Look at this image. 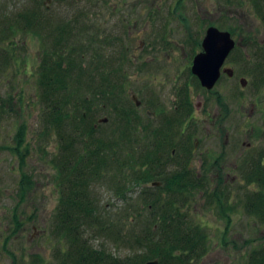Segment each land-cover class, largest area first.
<instances>
[{
	"label": "rangeland",
	"instance_id": "obj_1",
	"mask_svg": "<svg viewBox=\"0 0 264 264\" xmlns=\"http://www.w3.org/2000/svg\"><path fill=\"white\" fill-rule=\"evenodd\" d=\"M112 1L52 0L48 7L45 0H0V264L80 263L58 213L64 184L70 182L68 164L90 151L96 160L101 143L108 144L102 152L105 164L97 178H88L92 225L74 234H83L94 250L123 264L147 254V237H160L157 226L158 233H151L149 204L164 190L136 179L146 175L144 150L152 139L143 127V86L148 79L159 85L156 73L168 79L158 72L162 65L186 66V54L203 49L210 26L229 31L237 42L228 58L235 79L218 84L227 87L232 109L227 157L253 161L238 168L230 164L224 170L229 172L226 184L193 190L196 198L180 205L186 221L203 228L201 252L191 264H248L264 248V211L253 210L264 198V184L255 177L259 167L264 177V133L247 132L251 123L236 108L242 100L264 104V0H129L127 6ZM119 17L130 20L126 34L112 29ZM114 33L118 38L110 40ZM154 44L161 51L154 52ZM127 45L141 56L127 58L134 64L124 66L131 81L125 84L120 82L123 70H109L122 63ZM57 53L66 55L71 71L59 97L46 102L45 61ZM241 76L248 79L244 87ZM115 80L119 83L111 87ZM133 92L141 105L132 100ZM53 101L70 116L61 130L49 117ZM105 117L108 121L101 122ZM21 134L24 141L17 149ZM242 141L252 145L241 155ZM174 167L165 168L167 176ZM216 189L220 199L207 198ZM262 205L264 210V199Z\"/></svg>",
	"mask_w": 264,
	"mask_h": 264
},
{
	"label": "flooded vegetation",
	"instance_id": "obj_2",
	"mask_svg": "<svg viewBox=\"0 0 264 264\" xmlns=\"http://www.w3.org/2000/svg\"><path fill=\"white\" fill-rule=\"evenodd\" d=\"M98 1L101 2V0ZM145 1L146 0H140L141 3ZM109 2L113 1L107 0V3ZM135 2L138 3V0H135ZM123 3V5L127 6L129 0H123ZM115 4H118V2ZM136 23L137 21H135V24ZM128 24H130L128 17H119L118 23H114L112 29L126 34V31L129 29L127 26ZM115 35V33L110 35L109 39H117L118 37H115ZM126 38L125 40H127ZM154 46L155 44L152 47L155 50L154 52L161 51ZM236 46L237 42L234 49ZM129 48L130 46L127 45L124 49L126 53L120 54V58L122 59H119V61L121 62L122 60L123 65L121 63L117 68L112 67L109 70L110 72L112 71V73L116 72V70H123L124 74L121 75L122 79L120 82L125 84L131 82L127 77L129 74L125 72L127 69L124 68L126 62L129 61L130 64V60L127 58L134 56L132 58L137 59L141 56V53L138 54L136 51ZM162 51L165 50L163 49ZM202 51L203 49L186 54L190 56V58L185 61L187 65L178 64L177 69L175 68L176 64L172 68L164 67L162 65L163 61H161L160 66H162L159 67L158 72L161 70V72L164 71L163 76L168 77V79L164 78L162 80L158 73H151L152 75H158L159 85L161 83L163 84L161 87L158 84L155 85L158 80L155 83L150 82L148 79L149 76H147L148 83L143 86V93L145 94L143 127L146 138H152L149 148L144 150V159L147 164L146 180L144 182L148 185L154 186L153 182H157L159 184L158 186H163L171 175L173 178L175 176L187 175L183 180L191 183L195 182V184L198 185L220 186L226 184L229 180V172L225 173L224 170L228 168L230 164H234V166L238 168L241 163H251L253 161H245V159L242 158L230 162L224 147L228 143L230 132L229 120L232 109L230 108L231 103L226 97L228 93L227 87L223 86L219 88L218 84L222 83L224 80L231 81L235 79V69L229 64L228 60L232 51L222 64L220 77L216 84L213 85V88H207L202 85L201 80L192 70L195 56ZM151 55L154 54H150L147 57ZM148 60L149 58L145 59L146 62H142L141 64L148 63ZM134 62L136 64L138 63V61L135 60ZM133 64L134 63H132V65ZM139 68L140 65L137 69ZM183 69L187 71L185 70L184 72ZM241 79H246V83L243 84ZM112 82L115 83L111 87L119 83L118 80ZM239 82L241 86L244 87L248 83V79L241 76L239 77ZM123 85L121 84V86ZM235 85L237 86V82ZM163 89L165 91L161 97L159 92ZM241 90L242 89L239 90L238 88V92L236 93H241ZM131 96L137 106L143 103L137 93L133 92ZM236 109L240 117L251 123L247 132L249 131L252 135L264 133V104L262 101L242 100ZM100 121L107 122L108 118H101ZM243 132H245V130H243ZM242 144L245 148L241 147V152H239L241 155L246 152V148L252 145L251 142L248 141H242ZM218 147H220V149H218ZM260 159L264 161V153L261 154ZM169 165L175 166L174 169L176 167L177 169L167 172L169 174V176H167L165 168ZM233 176L236 177L237 175L235 174ZM217 190L218 189L212 191V193L208 195L206 194L207 198H213L215 200L220 199L221 195L216 192ZM184 195H182V197L185 198L187 202L183 203L182 207L192 199L190 193ZM162 196L166 197V194L163 193ZM201 196H205V194L203 193ZM193 198H196V195H194ZM179 206L181 207L180 204ZM181 212L184 213V211Z\"/></svg>",
	"mask_w": 264,
	"mask_h": 264
},
{
	"label": "trees",
	"instance_id": "obj_3",
	"mask_svg": "<svg viewBox=\"0 0 264 264\" xmlns=\"http://www.w3.org/2000/svg\"><path fill=\"white\" fill-rule=\"evenodd\" d=\"M65 56L66 55L63 53H57L55 55L48 54L46 57V69L43 72L46 84L44 93L46 102L53 95L59 97L65 78L68 77L71 71V68L65 63ZM57 103V101H53L49 117L56 128L61 130L66 125L70 116L68 114V116L62 114L63 111ZM85 117L86 114L83 113L81 119L85 120ZM23 136L24 134L17 136V149H19L18 146H21L24 141ZM107 145L108 144L104 143L99 145L97 154L100 153L97 155L96 160L94 159L95 155L93 156V154H96L95 151H90L89 155L81 156L80 154L74 164L70 165L71 162L68 164L69 168H67L65 173V177L67 176V179L70 182L68 185L64 184V198L61 201L58 216L63 232L70 236L73 246L75 245V252L77 257L80 258L79 264H123V262H120L116 257L104 255L101 253V250H94L93 246L84 239L83 234L81 235V238L79 235L77 236L74 234L76 228H86L88 225H92V209L88 206L87 200V188L90 185L88 178H91V176H93L92 179L98 177L100 167L105 164V158L102 152ZM106 159L108 161V158ZM112 160L113 159L111 158V162H113ZM63 167L64 166H62V168ZM262 169V167L256 169L259 173H257L255 177L258 181L260 179V182L262 181L264 184ZM184 177H187V175H180L179 177L175 176L174 178L172 176L168 179L167 182L161 186L166 197L162 196V194L159 197L157 195L149 204V210L151 212L150 222L153 221L151 233L157 232V226L159 227L158 231L160 237L156 240H154V237H147L148 242L145 244V246L149 247L146 249V251L148 250L147 254L140 256V258H137V261L135 260L132 264H142L152 259L159 260V264H191L190 261L198 256V254L200 255L202 247H200L199 244H201L200 242L203 239L201 237V230L203 228L199 227L196 229L195 226L192 227V224L186 221L187 215L179 211L181 210L179 204L181 201L183 203L187 202L182 195L190 193L191 196H194L193 190L204 189L207 186L198 185L195 184V182H188L183 180ZM136 179H143L145 181L146 176H139ZM117 190L119 191V189ZM263 199L264 198H258V204H256L254 207L255 209L253 208V210L256 211L261 208V212L264 211L262 209ZM252 202L254 203V200ZM158 210L159 213L156 212ZM141 243L142 240L140 244ZM250 257V262L248 264H264V248L260 253L251 255ZM107 259L111 262L109 263Z\"/></svg>",
	"mask_w": 264,
	"mask_h": 264
},
{
	"label": "water",
	"instance_id": "obj_4",
	"mask_svg": "<svg viewBox=\"0 0 264 264\" xmlns=\"http://www.w3.org/2000/svg\"><path fill=\"white\" fill-rule=\"evenodd\" d=\"M51 2L52 0H45L48 6ZM202 45L203 51L195 56L192 70L199 77L202 85L213 88L220 77L221 66L234 49L236 41L229 31L210 26L206 30ZM241 81L243 84L246 83V79H241ZM153 184L154 186L159 185L157 182ZM143 264H159V260L152 259Z\"/></svg>",
	"mask_w": 264,
	"mask_h": 264
}]
</instances>
